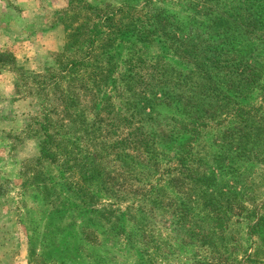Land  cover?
Segmentation results:
<instances>
[{
	"label": "rangeland",
	"instance_id": "374dc122",
	"mask_svg": "<svg viewBox=\"0 0 264 264\" xmlns=\"http://www.w3.org/2000/svg\"><path fill=\"white\" fill-rule=\"evenodd\" d=\"M68 1L0 0V54L5 62L0 63V264H264V228L258 224V215H264V90L260 84L243 91L242 99L233 98L248 107L243 115L232 116L230 102H217L208 109L203 105L204 111L217 115L211 119L203 112L208 117L205 126L194 132L189 126L187 133H180L185 116H198V104L192 108L198 102L191 97L192 87L204 82L198 79L197 65L191 56L185 60L181 55L163 54L144 63L140 68L144 81L138 88L162 97L167 79L181 78L171 87L179 102L163 97L158 101L155 109L166 119L156 117L160 123L146 124L157 130H153L158 136L157 160L148 167L138 166L143 171L126 184L110 183L114 197L98 194L99 210L107 205V196L116 199L112 212L102 210L98 218L83 213L84 205L68 190L74 179L69 171L47 160L34 164L47 101L33 86L34 77L45 75L47 68L61 70L58 63L64 58L58 54L67 42L68 24L93 17L75 3L69 7ZM85 1L104 8L128 1L141 5L143 0ZM152 2L156 9L177 13L180 21L187 22L189 34H197L193 38L206 30L199 14L219 4L216 0ZM145 50L153 57L165 51L155 45ZM139 51L144 53L143 48ZM20 70L27 73L25 80ZM117 73L119 77L124 69ZM146 97L153 99L150 93ZM187 107L190 112L185 115ZM165 131H173L170 143L161 137ZM180 135L191 136L185 143L191 146L175 143L176 148L165 150ZM81 145L87 152L94 150L87 142ZM183 150H190L188 157L180 155ZM179 158L186 167L178 164ZM199 174L208 178L193 182ZM47 189L50 195L45 198ZM91 191L96 193L98 188L90 185ZM62 197L70 198L69 211L62 210ZM128 206L132 211H127ZM214 206L222 210L220 220L212 222ZM118 210L124 212L123 222ZM218 222L220 228L214 226ZM119 225L126 234L116 233Z\"/></svg>",
	"mask_w": 264,
	"mask_h": 264
},
{
	"label": "trees",
	"instance_id": "16d2710c",
	"mask_svg": "<svg viewBox=\"0 0 264 264\" xmlns=\"http://www.w3.org/2000/svg\"><path fill=\"white\" fill-rule=\"evenodd\" d=\"M152 1L143 0L141 5L128 1L103 8L85 0H69V7L75 3L78 9L89 11L93 17L68 24V39L63 51L58 54L64 58L58 63L61 70L47 68L45 75L37 74L33 80V86H37L47 99L43 102L46 105L38 128L42 137L39 156L34 164L40 165L47 160L69 171L74 179L69 181L68 190L76 192L71 193L84 205L83 213L96 215L97 218L102 216V210L112 212V204L116 203L114 195L110 194H114L110 183L120 180L121 184H126L143 171L138 166L143 164L148 167L153 159L157 160L155 144L158 136L153 131L157 130L156 127L149 129L146 124L160 123L161 116L166 119L155 109L158 101L163 97L169 100L176 98L174 101L179 102L180 96L174 94L171 87H176L173 81L181 78H168L162 97L152 90L138 88V84L144 81L140 75L144 63L156 61L163 54L181 55L185 60L191 56L193 59L190 61L197 65L198 79L204 83L195 82L191 97L198 100L192 108L198 104L196 112L200 117H189L190 108L187 107L185 123L178 131L180 133H187L189 126L194 132L205 124L206 118H214L217 115L214 111L204 110L217 102H230L232 116L243 115L248 107L233 101V98L242 99L243 91H251L258 84L264 90V0H216L219 3L217 7L210 5L211 8H204V13L199 14L203 18L200 24L206 21V30H199L198 37L194 38L197 34H189L187 22L180 21L177 13L156 9ZM72 8L74 11L77 9L75 6ZM193 15L197 16L196 13ZM204 35L207 36L204 38ZM237 37L238 45L235 44ZM150 45L160 46L165 51L153 57L145 50ZM141 48L144 53L139 51ZM233 51L236 53L233 54ZM2 56L0 54V63L4 65ZM202 66H207L204 71H201ZM121 67L124 73L118 77L117 70ZM19 75L22 80L27 77L23 70ZM152 77L149 74V83L153 82ZM148 93L153 95V99L146 97ZM203 112L205 115L208 113V117H204ZM51 114L56 117H51ZM172 135L173 131H165L161 137L170 143ZM189 138L180 135L172 140V145H165V150L176 148L175 143L189 147L190 143L185 145ZM85 142L94 147L92 153L82 147ZM189 151L183 150L180 155L188 157ZM115 163L121 164L117 166ZM178 164L186 167V161L181 163V158ZM137 169H140L138 173ZM202 175L194 177L193 182L200 183L208 178ZM150 184L153 183L145 185ZM90 185L97 187L98 191L90 192ZM45 187L48 188V185L45 184ZM46 191L45 198L50 195L49 189ZM101 193H109L113 197L107 196V205L99 210L95 202L99 201ZM67 199L62 197L65 202H61V208L69 211L72 208L67 204L70 198ZM130 209L128 206L127 211H132ZM221 210L214 206L212 222L220 220ZM258 216V224L264 228V215ZM121 218L124 220V212H121ZM218 224L214 226L220 228L221 222ZM116 233L126 234L125 227L119 225Z\"/></svg>",
	"mask_w": 264,
	"mask_h": 264
}]
</instances>
